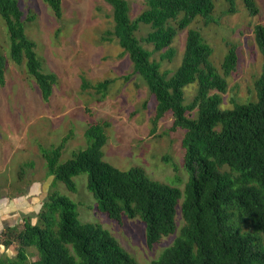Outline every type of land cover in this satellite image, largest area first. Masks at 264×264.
<instances>
[{"label":"trees","instance_id":"16d2710c","mask_svg":"<svg viewBox=\"0 0 264 264\" xmlns=\"http://www.w3.org/2000/svg\"><path fill=\"white\" fill-rule=\"evenodd\" d=\"M45 1L57 17L62 15V0ZM106 2L112 7L114 21L109 33L117 38L135 72L157 99L154 121L172 111L174 127L185 129L182 145L189 180L183 190L152 179L141 166L121 169L104 160L108 141L105 121L87 127L86 147L66 161L60 162L64 143L45 152L49 173L76 190L73 177L86 172L99 210L119 222L123 217H140L149 247L177 230L176 213L181 203L184 224L152 264H264V21L253 31L263 57L255 82L256 99H233L232 107H224L228 77L239 67L237 45L230 48L219 67L213 61L214 48L200 27H190L176 70H162L153 58L154 52H160L163 58L173 60L179 30L198 17L205 24L213 23L216 0H145V8L134 19L128 0ZM244 2L252 12H259L256 0ZM29 14L18 0H0L9 55L18 65L25 61L48 99L57 77L43 71L37 44L26 34L25 21L34 18ZM141 23L150 27L145 36L137 34ZM144 43L152 44L153 50ZM6 66L7 57L0 49L1 85L6 81ZM110 82L106 79L94 86L103 91ZM194 84L196 92L187 101L185 89ZM79 216L75 201L53 192L43 202L37 222L27 217L22 229L8 225L1 230V243L9 247L16 242L18 250L13 257H1L0 264H141L102 224L82 222ZM29 247L35 250L29 252ZM34 254L37 258L33 260Z\"/></svg>","mask_w":264,"mask_h":264},{"label":"rangeland","instance_id":"374dc122","mask_svg":"<svg viewBox=\"0 0 264 264\" xmlns=\"http://www.w3.org/2000/svg\"><path fill=\"white\" fill-rule=\"evenodd\" d=\"M18 1L25 14L34 15L25 21V30L37 44L43 71L56 74L57 80L45 99L25 61L18 65L11 59L8 30L0 15V49L7 57L6 81L0 84V232L8 225L22 229L27 217L37 222L43 202L58 191L77 203L82 222L102 224L139 263L152 264L184 224L181 203L176 213L177 230L149 247L146 225L140 217H123L119 222L99 210L86 172L73 177L76 190L68 189L49 173L45 152L64 143L60 162L66 161L86 147L87 127L105 121L108 141L103 148L104 160L121 169L141 166L152 179L184 190L189 180L182 145L185 129L174 127L172 111L154 121L157 99L135 72L117 38L109 33L114 21L106 0H62L60 17L45 0ZM128 1L134 19L145 8V0ZM256 1L259 12L254 13L244 0H216L213 23L205 24L198 17L179 30L173 60L163 58L160 52H154L153 58L161 63L162 70H176L182 62L188 29L200 27L214 48L217 66L232 46H238L239 67L228 77L223 106L232 107L233 99H256L255 82L263 57L253 31L264 21V0ZM149 30V25L141 23L137 34L145 36ZM144 44L153 50L152 44ZM106 79L111 80L107 89L98 91L94 85ZM196 87H186L187 101L193 98ZM2 238L0 235V258L15 256L18 244L6 247ZM34 250L28 248L29 252Z\"/></svg>","mask_w":264,"mask_h":264},{"label":"bare ground","instance_id":"6f19581e","mask_svg":"<svg viewBox=\"0 0 264 264\" xmlns=\"http://www.w3.org/2000/svg\"><path fill=\"white\" fill-rule=\"evenodd\" d=\"M62 4V3H61ZM120 6V5H119ZM61 10V9H60ZM30 15V14H29ZM23 20H25V19H23ZM106 33V32H105ZM109 35V34H108ZM84 87V86H83Z\"/></svg>","mask_w":264,"mask_h":264}]
</instances>
